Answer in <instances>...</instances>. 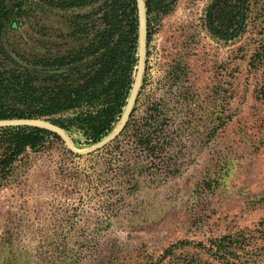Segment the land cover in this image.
Returning a JSON list of instances; mask_svg holds the SVG:
<instances>
[{
	"label": "rangeland",
	"instance_id": "1",
	"mask_svg": "<svg viewBox=\"0 0 264 264\" xmlns=\"http://www.w3.org/2000/svg\"><path fill=\"white\" fill-rule=\"evenodd\" d=\"M51 1L0 49L61 54L103 28L97 3ZM215 1L149 0L135 114L162 104L176 174L139 178L106 229L84 184L97 158L45 139L0 190V264H264V0H250L236 33L211 19Z\"/></svg>",
	"mask_w": 264,
	"mask_h": 264
},
{
	"label": "trees",
	"instance_id": "2",
	"mask_svg": "<svg viewBox=\"0 0 264 264\" xmlns=\"http://www.w3.org/2000/svg\"><path fill=\"white\" fill-rule=\"evenodd\" d=\"M45 1L0 0V39L5 32H15L18 22L29 18ZM95 3V14L103 28L77 50L60 54L45 47L0 49V120L49 121L60 127L76 148L91 146L115 129L137 71L136 5L135 0H57L55 6L66 9ZM145 3L148 16L149 0ZM249 4L250 0H216L211 19L219 21L223 33H236ZM147 24L149 27V20ZM136 105L120 136L103 150L87 156L97 160L84 175L85 189L90 193V202L97 198L101 224L106 229L119 215L121 200L135 191L139 178H159L162 172L166 177L174 176L177 170L167 163L171 140L164 107L153 103L136 115ZM45 139L63 144L57 135L43 129L0 128V190L14 181L17 164L28 151L43 149ZM65 152L83 157L66 148ZM64 214L72 224L75 216H70L69 211ZM222 249L225 248L219 244L215 251ZM68 259L64 256L63 263Z\"/></svg>",
	"mask_w": 264,
	"mask_h": 264
},
{
	"label": "water",
	"instance_id": "3",
	"mask_svg": "<svg viewBox=\"0 0 264 264\" xmlns=\"http://www.w3.org/2000/svg\"><path fill=\"white\" fill-rule=\"evenodd\" d=\"M136 5V15L138 20V50H137V71L134 78V82L126 101L124 111L121 118L115 127V129L106 137L96 142L95 144L89 146L84 152L77 149L72 142L69 140L67 134L55 124L43 120V119H8L0 120V128L2 127H34L46 130L57 135L65 146L74 154H85L91 155L97 153L108 145H110L114 140H116L120 134L123 132L135 106L136 100L139 95L140 87L142 84V75L145 70V56L147 48V9L145 0H135Z\"/></svg>",
	"mask_w": 264,
	"mask_h": 264
}]
</instances>
